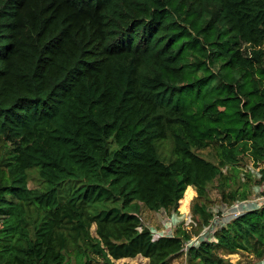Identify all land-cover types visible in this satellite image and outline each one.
<instances>
[{
	"label": "trees",
	"instance_id": "trees-1",
	"mask_svg": "<svg viewBox=\"0 0 264 264\" xmlns=\"http://www.w3.org/2000/svg\"><path fill=\"white\" fill-rule=\"evenodd\" d=\"M245 159L264 163V0H0V264H169L190 235L153 240L140 206L204 199ZM216 237L188 262L262 258L264 206Z\"/></svg>",
	"mask_w": 264,
	"mask_h": 264
},
{
	"label": "rangeland",
	"instance_id": "rangeland-1",
	"mask_svg": "<svg viewBox=\"0 0 264 264\" xmlns=\"http://www.w3.org/2000/svg\"><path fill=\"white\" fill-rule=\"evenodd\" d=\"M170 147L171 143L169 139L161 143L158 152L161 159H163V155L168 156ZM195 152L211 162H216L212 148L196 150ZM164 162L168 163V160L165 159ZM261 167H264V163L255 167L245 159L237 167V172H232L230 168H223V177L214 180L208 185L206 197L204 199H197V194L194 189L192 190L193 192L186 189L175 210L149 211L144 206H140L139 217L141 222L151 231L154 237L162 234L174 235L176 230L180 229L189 233V242L186 241L188 244H194L198 236L202 235L206 239H209V234H203L208 224H203L201 226L200 219L191 211L192 205L194 203H203L207 209L211 211L213 217L217 215H227L236 204H246L247 211L263 207L264 202L261 200V196L264 192V182L261 184L255 183V181L260 178L259 169ZM235 174L237 175L236 177ZM29 186L32 188L42 187V183L34 171L30 172ZM235 189H238L239 193L245 192L247 197L245 199H236L227 202L225 197H227L229 190ZM103 208L104 204L102 203L91 204L89 206V210L96 213ZM90 231L91 234L94 235V224L91 225ZM211 244L216 243L211 242ZM216 253L222 258V264H259V259L257 260L253 255L244 251L229 254L217 247ZM91 259L95 264H102L101 260L95 256H92ZM114 264H148V259L139 256L135 258H123L114 261ZM169 264L190 263L187 260L186 252H181L177 256L172 257Z\"/></svg>",
	"mask_w": 264,
	"mask_h": 264
},
{
	"label": "built area",
	"instance_id": "built-area-1",
	"mask_svg": "<svg viewBox=\"0 0 264 264\" xmlns=\"http://www.w3.org/2000/svg\"><path fill=\"white\" fill-rule=\"evenodd\" d=\"M261 200L264 202V192L262 193V196H261ZM246 210V204H236L232 207L231 211L223 216V215H217V216H212L211 220L207 223V227L205 229V231L203 232L204 235L206 234H209L210 235V238L209 239H206L203 235L202 236H198V239L195 240V243L194 244H188L187 242H185L183 244V247H182V252H187V249L191 246H198L201 242H214L216 243L217 242V237H216V233L224 226H226L232 219L244 214V213H247L249 211ZM251 211V210H250ZM216 220L214 221L213 220ZM151 232V231H150ZM152 234V233H151ZM173 235H158L157 237H154L153 234H152V238L153 240L159 238V237H172ZM259 264H264V256L262 258L259 259Z\"/></svg>",
	"mask_w": 264,
	"mask_h": 264
},
{
	"label": "crops",
	"instance_id": "crops-1",
	"mask_svg": "<svg viewBox=\"0 0 264 264\" xmlns=\"http://www.w3.org/2000/svg\"><path fill=\"white\" fill-rule=\"evenodd\" d=\"M187 190H191V191H192V190H193V188H192V187H188V188H187ZM192 192H193V191H192Z\"/></svg>",
	"mask_w": 264,
	"mask_h": 264
}]
</instances>
